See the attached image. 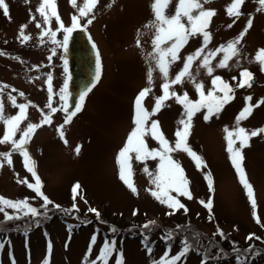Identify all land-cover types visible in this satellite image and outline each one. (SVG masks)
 Instances as JSON below:
<instances>
[{
  "label": "rangeland",
  "instance_id": "374dc122",
  "mask_svg": "<svg viewBox=\"0 0 264 264\" xmlns=\"http://www.w3.org/2000/svg\"><path fill=\"white\" fill-rule=\"evenodd\" d=\"M175 2L172 0L166 15L174 12ZM5 3L8 15L0 9V86L7 87H0V109L5 118L20 114L9 97H14L16 105H26L14 140L20 139L29 123L40 124L50 112L46 107L50 95L52 106L60 109L59 92L66 78L65 59L62 47L58 46L63 40V31L57 30L60 23L70 27L72 17L77 16L79 23L86 25L83 29L88 31L100 54L102 74L70 123L64 124L66 114L58 110L51 115L50 123L34 130L26 145L42 180V192L53 202L47 208L41 207L42 198L27 186L35 180L25 167L24 156L13 150L11 142L0 143V153H10L11 159L9 164L0 156V197L27 200L39 213L33 217L5 208L10 215L18 214L20 218L7 220L0 227V264H42L46 256L49 264H91L105 240L115 241L107 264H116L119 252L123 253V264H152L165 251L169 256L175 255L184 241L192 248L177 264H201L205 253L212 257L206 264H264V132L255 137L250 135L264 128V71H261V61L256 59L258 52L264 50V9L258 11L262 8L258 0H243L239 16L229 15L227 11L234 0H210L203 4L205 10L215 12L205 29L210 38L205 41L199 33L190 36L180 48L178 58L168 65L166 76L156 67L155 59L148 56L153 52L155 34L154 28L146 27L154 18L153 0H98L86 16L79 13L82 7L87 10L85 0H55L60 21L51 17L48 24L37 12L41 0H5ZM45 12L49 10L45 8ZM249 19L251 27L244 32ZM21 26H24L23 35L30 37L27 41L22 40ZM49 30L56 31L55 38L45 35L41 39V33ZM242 32L244 35L236 44L238 52L231 55L227 44ZM222 46L223 50H219ZM198 49L200 52L189 68L193 79L186 76L182 82L172 84L183 68L184 58ZM209 53H212L208 65L212 68L211 75L202 63ZM226 54L231 57L227 66L217 67ZM149 68H152L151 83L147 77ZM244 70L255 80L239 87L246 78L241 77ZM217 76L232 88L229 94L232 98L207 121L206 109L192 117L186 142L200 161L183 150L170 153L183 170L192 198L177 197L187 212L179 209L169 215L172 209L146 190L154 189V185L143 169L147 166L154 172L158 158L137 161L135 153L129 154L128 178L137 195L120 179L117 155L134 128L135 99L141 90L150 89L141 98V106L149 114L146 127L157 121L158 132L175 147V133L183 131L179 121L185 119V109L172 96L152 114L156 99L164 94L162 85L168 83L169 93L175 92L181 98L187 93L188 99L195 102L200 99L195 84H202V91L207 95L213 87L212 79ZM220 84L218 81L217 89ZM216 95L222 97L223 93L217 91ZM246 107L250 111L237 124V117ZM62 125L63 139L57 131ZM238 127L249 135V146L242 149L241 166L252 186L259 223L253 217V207L227 151L225 129L235 133ZM5 131L6 125L0 121V139ZM231 138L235 139V135ZM144 139L149 149L161 147L151 135ZM78 145L79 155L75 151ZM234 147H239V141ZM77 183L80 187L74 200L72 187ZM210 198L211 209L205 207ZM73 203L78 210L65 211L72 209ZM89 208H95L100 216L88 211ZM0 217L5 219L3 213ZM149 221H155V225L143 229L142 225ZM217 229L224 233L223 237L215 234ZM168 232L172 233L171 239L162 238ZM250 234L254 238L246 239ZM93 235L96 242L91 244L89 253ZM250 245L255 254L244 252ZM149 247L151 253L147 251ZM238 256L242 259H237Z\"/></svg>",
  "mask_w": 264,
  "mask_h": 264
},
{
  "label": "snow or ice",
  "instance_id": "6c2138e0",
  "mask_svg": "<svg viewBox=\"0 0 264 264\" xmlns=\"http://www.w3.org/2000/svg\"><path fill=\"white\" fill-rule=\"evenodd\" d=\"M74 2V0H73ZM210 0H176L175 2V10L171 15H166V9L172 3V0H153L151 4V8L153 11V20L149 22V25L146 27H152L155 29L154 38L152 40L153 45V52L148 53V56L152 57L156 61V67L163 73L165 76L167 75V67L169 64L174 62L178 58V52L184 44L187 43L188 38L190 36H195L196 34H201L205 41H207L210 36L209 33L205 31L208 23L210 22V18L215 15L214 10H205L203 8V4L209 3ZM259 4L262 8H258L259 10L264 9V0H258ZM98 3V0H85V6L79 10L80 16H86L89 12L92 11V8ZM243 3V0H234V3L227 9L229 15L239 16V6ZM91 5V6H88ZM45 8L49 10L48 13L45 12ZM0 9H3L5 15H8V6L5 3V0H0ZM37 12H39L44 17V23L48 24L51 17H55L56 21L59 23L60 18L55 8V0H41L40 5L37 7ZM182 18H184L182 22ZM92 20L89 19L87 23H91ZM252 21L249 19L244 32L247 31L248 27H251ZM39 26V25H38ZM231 27V25H229ZM23 28L21 26V36L23 41H27L30 39L29 36L23 35ZM83 29L86 28V25H81L78 21L77 16L72 17V25L70 27H65L62 23H60L59 29L63 31V40L58 42V46L63 47L65 50L67 48V44L69 41L70 35L76 29ZM48 35L52 38H55L56 31H47L41 33V39L43 36ZM244 33L242 32L240 37H238L235 41H230L227 44V48L231 50V55H236L238 49L236 48V44L239 43L240 39H242ZM55 42V41H54ZM139 44V41H138ZM162 45H167L166 47H162ZM223 47L219 50H223ZM92 48L95 51L97 46L95 43L92 44ZM200 49L197 50L196 53L188 55L184 58L183 68L176 74L175 78L171 81L172 84L182 82V78L189 77L193 79L190 75L189 68L191 62L198 55ZM2 54V53H0ZM55 54V53H54ZM212 53H209L208 56H205L203 59V66L207 68L208 74L211 75L212 68L209 67V57ZM170 57V59H169ZM264 50L258 52L256 59L261 61V71H264ZM231 57L229 55H225L217 65V67H225L227 66V61ZM51 59V57H49ZM65 74H67V66L65 62ZM101 76V58L98 51L95 52V73L90 85L86 86L84 90H82L79 94V98L76 100L74 105V110H69L67 97L68 93V78L66 76L64 80V85L60 89L59 92V99L61 101L60 109L53 107L51 104V95L49 96V103L46 105L47 108L50 109V112L47 115L43 116L40 124H32L29 123L27 128L23 131L20 136L19 140H14L13 137L15 136L16 132L18 131V126L20 121L24 118V112L26 105L24 104H15L14 97H9L13 101V106L18 107L20 109V114L14 117L5 118L2 114V109H0V121H3L6 125V131L2 139H0V143L11 142L12 148L14 151H19L21 155L24 156L25 159V167L29 172L32 173V177L35 180V183H28V187L33 189L34 192L37 194L38 197L42 198L43 203L41 205L42 208H47L53 202L49 200V198L44 195L42 192V180L38 176L37 172L35 171V161L30 158L29 152L26 150V145L33 134L34 130L38 127L43 126L46 123H50V117L53 113H56L58 110L63 111L65 115L64 124H68L71 122L72 118L81 111L82 104L81 102L84 101L87 94L95 87L96 83L99 81ZM148 81L151 83L152 80V68H149L147 73ZM241 77H246L247 80H242L241 83L238 85L239 87H244L248 81H251L252 75L247 70L241 72ZM233 79H236L233 77ZM49 80L51 77L49 76ZM220 81V88H216L217 82ZM213 87L209 89L207 95L204 94L202 91L203 85L196 83L195 87L200 95V99L193 102L188 99L187 93L184 94L183 98L177 96L175 92L169 93L168 88L169 84L165 83L162 85L164 90V94L156 99L155 106L152 110V114H155L159 108L162 106L163 101L169 99L170 97H176L178 103H182L184 106V116L185 119H181L179 123L183 125V131H177L175 133L177 139L175 141V147H172L168 144V142L163 137L162 133L158 132V122L152 121L150 127H146V123L149 118V114L141 106V98L144 97L149 91V88H145L140 91L135 99V114H134V128L130 132L127 137L125 145L121 148L117 155V164L119 166V175L120 179L125 183V185L129 188V190L134 194L137 195V189L130 181L128 176L130 175V153H135V159L137 161H146L148 159H157L158 164L155 171H150L147 166L144 167V172L149 176L150 183L154 185V189H146L150 192V194L158 200L162 204H166L172 211L168 213L169 215L174 214L179 209H184L187 212V209L183 203L177 198L179 196H184L188 199H191V194L187 188L188 181L184 177L183 170L181 169L180 165L176 163L170 156V153L176 150H183L187 152L190 156H192L195 160L200 161L201 158L197 156L186 142L187 135L189 134V130L191 127V119L192 117L202 109H206V113L204 115L205 121L209 120L213 115L219 113L225 103H227L232 97L229 95L232 92V88L229 84L221 81L220 77H214L212 79ZM250 86V84L248 85ZM0 87H7L0 86ZM51 91V90H50ZM222 92L223 96L216 95V92ZM22 95V93H21ZM250 100V97L246 98ZM264 102V101H262ZM259 106V105H257ZM250 109L246 107L240 115L237 117V124L241 119L246 118L245 114L248 113ZM62 126H60L57 131L60 135L61 139H63L64 133L62 131ZM227 132V142L228 148L227 151L229 152V158L237 176L239 178L240 183L243 185L246 193L248 195L249 201L253 207V217L257 219L255 213V200L253 199V190L252 186L248 183L246 174L241 166L242 162V149L244 147L249 146L248 140L249 135L246 133V130L242 127H238L235 131ZM264 132V128L259 130H255L251 132V137L257 136L259 133ZM146 135H151L153 139L158 140L160 144L159 149H149L144 137ZM235 135V139H232ZM239 141V147H234L236 142ZM65 143H67L65 141ZM76 154L79 155L80 147L79 145L75 149ZM0 156L4 157L7 163L11 164L10 153H0ZM126 169L128 170V175H126ZM209 186L211 188V181H209ZM80 185L77 183L72 187L73 199L75 200L77 191ZM175 192L177 195L173 196L171 193ZM54 207H59L58 205H53ZM11 208L17 210L18 212L28 215L31 214L33 217L37 216L39 213L37 208L32 207L27 200L22 201H11L4 197H0V213L4 214V218L6 220L17 219L18 216L10 215L8 212L5 211V208ZM205 207L211 209L212 207V200L211 198L205 204ZM78 210L75 203L72 205V209L65 210ZM88 211L94 213L97 217L100 216V213L95 208H89ZM137 212L134 210L133 215H136ZM155 225V221H149L142 225L143 229L148 230L150 227ZM113 232L116 231L115 228L111 229ZM220 235L221 237L224 236V233L217 229L215 233ZM199 235V234H196ZM172 233H166L164 239H171ZM254 238V234H250L246 239L251 240ZM256 239H260L259 237H255ZM96 242V236L93 235L91 239V243L89 246V253L91 252V244ZM2 246V245H0ZM115 248V241L109 242L105 240L100 247L99 254L96 257L95 261H92L91 264H97V261L102 262V264H107L108 257L112 255V252ZM192 245L184 241L183 246L179 252H177L173 256H169L168 251H165L163 256L160 257L158 260H153L152 264H177V261H181L183 257H185L188 252L191 250ZM236 251H240L239 249H235ZM149 253L152 252V249L149 247L147 248ZM51 252V244H49V255ZM244 252H251L254 253V249L250 245L248 249H245ZM206 253L201 260V264H206L207 259H211ZM237 259H242V257L238 256ZM88 260V254L85 255V261ZM42 264H49V257L46 256L43 260ZM116 264H123V253L119 252L116 257Z\"/></svg>",
  "mask_w": 264,
  "mask_h": 264
},
{
  "label": "water",
  "instance_id": "95a60500",
  "mask_svg": "<svg viewBox=\"0 0 264 264\" xmlns=\"http://www.w3.org/2000/svg\"><path fill=\"white\" fill-rule=\"evenodd\" d=\"M93 43L89 33L85 29L78 28L70 35L66 50L63 48L67 63L69 110H74L80 92L90 85L93 79L97 51V48L93 50Z\"/></svg>",
  "mask_w": 264,
  "mask_h": 264
},
{
  "label": "trees",
  "instance_id": "16d2710c",
  "mask_svg": "<svg viewBox=\"0 0 264 264\" xmlns=\"http://www.w3.org/2000/svg\"><path fill=\"white\" fill-rule=\"evenodd\" d=\"M17 215H18V214H17ZM17 215H16V216H17ZM19 218H20V217L18 216V218H17L18 220H16V221H19ZM7 222H8V221H7L6 219H3V218L0 217V227H4V225H6ZM9 222H12V221H9ZM144 242H145V241H144ZM145 243H146V242H145ZM239 264H241V263L239 262Z\"/></svg>",
  "mask_w": 264,
  "mask_h": 264
},
{
  "label": "flooded vegetation",
  "instance_id": "af4514ba",
  "mask_svg": "<svg viewBox=\"0 0 264 264\" xmlns=\"http://www.w3.org/2000/svg\"><path fill=\"white\" fill-rule=\"evenodd\" d=\"M66 60V59H65ZM66 62V61H65ZM67 64V63H66Z\"/></svg>",
  "mask_w": 264,
  "mask_h": 264
}]
</instances>
